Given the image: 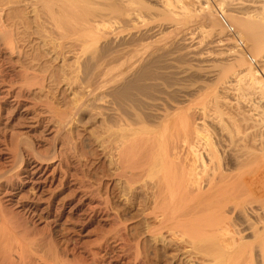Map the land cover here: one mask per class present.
<instances>
[{
    "label": "bare ground",
    "instance_id": "1",
    "mask_svg": "<svg viewBox=\"0 0 264 264\" xmlns=\"http://www.w3.org/2000/svg\"><path fill=\"white\" fill-rule=\"evenodd\" d=\"M211 1H161L163 4V14L170 19L174 31H177L179 35L181 34L178 38V42L173 41L170 43L172 48L173 46H179V42L185 43L186 41H192V37L194 38V36H192V32L189 33L190 27L194 26L196 28L193 29L198 31L199 29L201 30V24L208 26H205V32L206 28L208 32H211L212 29L216 31L215 34H217V36L214 35L215 38H220L217 40L216 46L224 47L226 45L227 47L228 44H231V39L226 38L223 32L224 29L221 30L224 27L219 21L216 14L217 12L215 13V11H213L215 9L212 10L210 6ZM225 1L230 3L229 5L239 7L237 8L238 10L241 8V11L239 10L232 14H228L227 12H229V10H227V12L224 10ZM125 2L128 1L116 0L115 3L119 5L114 3L116 6H109H111L112 10L115 9L117 11L116 7L120 5L122 7ZM90 5V0L0 1V264L85 263L82 261V258H79V256L81 257L82 255L77 256L78 253L75 254L76 252H73L75 249L71 250L72 257L68 256L71 246L68 247L69 245L67 246V243L66 245L61 243L63 240L60 241L58 237L59 232L55 229L58 227L66 210H68L67 214L75 216L79 212L78 210H80L79 190L83 189H79V185L77 186V183L80 182V178L75 170L76 167H74V163L70 160H68L70 161L69 163L65 161V155L61 151V145L59 144V137H61L62 132L67 127L70 116L76 115L80 107L78 104H74L67 112H57L52 104L47 101L31 100L28 94L34 89H38L41 92L44 87V83H41V80L45 78L39 76L30 68L24 67L18 70L10 69L12 67L15 68L12 58L16 56L22 57L21 53L23 54L21 51L22 48H18L21 49L18 50L17 45L20 42L26 44L24 39L34 34L37 35L40 46L47 51V54L54 57V59H61L66 54H73L76 68L84 75L83 90L85 95L87 94L88 97L90 95L92 96L91 88L95 83H101L100 88H110L108 90V95L110 96V103L112 105L109 112L110 127L112 130L111 162L114 166L113 176L115 178V186H120L118 188H120L121 197H127V194H131L134 191H139L143 194V200L147 205H150L152 211L150 214L157 223L158 229H148V232L153 236L152 238L156 239L157 236L161 235L160 231L162 230H166L172 236L178 235L180 242H184L189 247V250L183 253L186 254L185 257H188V262L191 258H195V254L190 252V249H195L197 245L200 248V251L196 253L198 256L204 257L207 255L208 257L213 255V259L218 262L217 264H235V261L237 262L236 264H264V212L261 213L253 210H249L248 212L245 209V211H239L241 216L237 222L233 220L230 223L229 221L231 228H233V235L229 232L231 228L226 224L228 222L225 223V220L229 217L227 214L228 212L230 213V211H228V199L230 196L228 198L227 194L226 196L224 195V188H226L224 185L230 181L228 180L227 182L226 176H228V174L226 172L230 171L231 166L236 164L235 158H237V156L235 158L233 157V155L236 154L230 153L233 158L230 156L227 161L229 168L225 164L227 168L226 171L225 168L220 169V167H217L220 160H215L216 157L214 158V155L218 152L217 149L219 147H216L218 144H216L217 142L215 144L214 142H208L207 144V135H211L207 133H210L213 129L210 128L212 130H208L209 132L207 131L209 127L207 125L206 106L203 107L201 105L202 109L199 107L200 109L196 110L195 108V111L189 109L190 105H188V108L184 110L185 112L179 113V110H181L179 109V104L182 103L179 100L189 97L190 92L182 90L184 88H177L176 84L179 80H184L185 82L192 72H187L188 69H183V67L181 68L179 65L180 69L183 70H179L177 74L182 76L177 78L174 76V73L169 72V79L173 80V82L175 79H179L175 81L176 83H151L157 79L154 72L156 68L161 65L166 68H172L168 61L169 59L166 58L165 55H162L164 53H161V51H164L165 47L163 46L165 45L158 42L160 40L159 38H155L157 34L151 35L146 31L140 38L141 41L145 39V41H147V39L153 41L154 39L152 38H155L156 40L151 44L154 43L157 45L156 47L153 46L154 44L150 45V42H148L150 48L153 46L151 49L148 48L147 45L144 46L146 44L145 42L141 44L142 49L141 47L137 49L136 46L139 44L138 40L126 45H120L115 49L110 40L111 35L109 36L103 32L105 27L102 21L103 19L98 22L96 21L95 16L98 17L97 10L91 9L92 5ZM195 6L198 7V9H196L197 11L191 9H195ZM217 7L216 9H218V11L220 9L221 13H226L228 17L226 20H230L229 23L233 24L234 29L235 27L238 29L237 32L239 33L237 34L239 38L246 40L248 43L246 46L249 45V51L252 53V56L254 55V58L260 59L261 63H263L264 0H221ZM235 9L236 8H233V10ZM126 13L128 14L127 10ZM92 17H94L93 19H95L96 22L93 21V19L91 20ZM133 17H131L132 20L128 21L132 22L135 19H133ZM168 18H166L167 21ZM125 20V23L127 22L128 24L129 22L127 19ZM137 20H139V18ZM141 21L139 20L138 22ZM99 22L103 29L99 28ZM169 26H171V24ZM104 31L106 30L104 29ZM214 31L208 35H212ZM202 32H204V29ZM205 34L203 33V35ZM208 35L206 34L205 36ZM203 41L204 40L201 39V41L198 40V42H195L201 44ZM155 42L158 43L156 44ZM205 42L206 41H204V43ZM214 43L215 41L212 44ZM185 44H189V42ZM206 45L207 44H205V47ZM199 46L196 48H199ZM205 47L203 48L205 49ZM226 47H224V49ZM147 49H150V51L146 52ZM141 50L143 51L140 52ZM201 50L202 48L200 46V54ZM238 50L235 49L233 53H237ZM166 54L168 55V53ZM234 55L235 54H233V58L235 57ZM187 56L186 54V57ZM229 56H232V54ZM242 56L236 54V57ZM233 58L231 60H234ZM256 58L254 60H256ZM241 59L242 58L238 60L237 58V60H234L235 62L237 61L235 66L236 70L229 68L231 67L230 65L229 67L227 66V70L229 69L227 72V79L231 80L232 87L234 88L233 90H236V92L237 90L247 91L249 92V96L251 94V96L253 95L252 98L255 97L259 100L263 109L257 110V116L258 119L259 116L264 118V80L258 72L260 70L256 71L251 66L250 62H246L245 58H243L244 60ZM241 61H245L246 63L244 62L242 64ZM242 65H244V67H242ZM262 65L264 68V63ZM232 68L234 67L232 66ZM201 69L202 68H200V70ZM204 70L206 71V69ZM231 70L232 72L230 74ZM262 72L263 71H261V73ZM221 74L224 75L223 72ZM218 78L219 77L216 79L218 80ZM184 84L187 85L188 83ZM193 87L195 88L194 85ZM189 90H191V88L188 89V91ZM203 90L201 89L200 91ZM178 96L181 97L179 100L176 99ZM215 98L218 99V97ZM220 100L218 99L219 102L223 101ZM248 101H250L249 105H251V99ZM200 104L201 103L198 105ZM226 105H228V103H226ZM255 105L256 104H252L251 106L255 107ZM234 106L237 107V105ZM234 120L232 123L237 124ZM220 123L223 124L225 122ZM50 124H53L52 128ZM214 124L215 123L211 126ZM225 124H223V126ZM229 126H231V124ZM223 128L222 130L224 131L226 128ZM236 129L237 128H235V130ZM228 131L231 133V130ZM204 132H207V135L204 134ZM248 133L246 135H248ZM237 134L238 132L234 135L237 136ZM47 135L50 136V141L44 138L47 137ZM220 135L223 136L222 133ZM231 135L229 134V136ZM231 138L233 139V137ZM246 138L248 139V137ZM252 139H254L253 141L255 142V137ZM231 141L229 140L228 142L230 143ZM239 141L241 142V139H239ZM253 141L252 143L254 144ZM234 142L236 143L237 141ZM237 144L235 145L237 146ZM242 144L241 146L243 149L245 147L247 148L248 144L246 146ZM227 146L229 147L230 145ZM227 149L228 148H226V150ZM239 150L242 152V158H244V150L242 151L239 147L238 153H240ZM249 151L247 152L246 150L244 153H248L252 158H249L248 154H245L246 160L243 162L245 163L249 159H253V163L256 162L254 158H256L257 155L254 156V153H257L251 150L250 154ZM229 152L227 151V153ZM234 153H236V151H234ZM239 155L237 160L241 162L242 159ZM224 158L222 159L225 160ZM212 159L218 163H213ZM243 162L241 166H238L240 163H238L237 166L241 168L243 165L245 168H247L246 166H250V164L246 165V163H250V161L245 164ZM214 164H216V167ZM251 167L252 166L248 169H251ZM248 169L247 172L249 171ZM243 171L244 170H242V172ZM247 172L245 171V174ZM68 185H73L70 193L65 192L66 187L70 188ZM247 185L245 186L248 187V189L251 188L250 185V187ZM26 189L29 191L27 192ZM251 192H253V187L251 188ZM255 202L258 201L255 200ZM106 205L108 204L105 203L103 207L106 208ZM98 210L100 209L98 208ZM100 211H102V209ZM103 211H105V209ZM97 212L99 214V211ZM205 212L207 213V222L198 223ZM261 221L263 223L260 225L263 227L258 226V223ZM205 228H207V235H210L212 242L209 241V243L205 244L201 241L200 245L195 239L205 233ZM257 240L259 241L256 242ZM90 250L88 249L90 254V259L88 258L89 264H96L95 257H98L99 254L96 253V250L91 252ZM119 251L121 252V250ZM79 253L82 254L80 251ZM84 253L85 252H83V254ZM104 255L107 256V254ZM87 256L88 255H86L85 258ZM118 256L120 257L121 255ZM98 258L101 259V256ZM114 260H116V258ZM100 261H102V259Z\"/></svg>",
    "mask_w": 264,
    "mask_h": 264
},
{
    "label": "rangeland",
    "instance_id": "2",
    "mask_svg": "<svg viewBox=\"0 0 264 264\" xmlns=\"http://www.w3.org/2000/svg\"><path fill=\"white\" fill-rule=\"evenodd\" d=\"M12 1H14V0H12ZM111 1H112V3H111ZM113 1L114 0H90L91 5H92V6L90 5L91 9L93 8V10L94 9L97 10V13H98V17L95 16L96 21L98 22V21H101L103 19L102 21L104 22L103 23L105 25L104 29L106 31H104L103 27H101L100 22H99V24H100L99 28L103 29V32L106 33L107 35H109V36L111 35L110 40L113 44V47L115 49H117V47L120 45H126L128 43H131L133 41L138 40L139 44L138 45L136 44L137 49H139L140 47L142 49L141 44L144 42L146 43L144 46L147 45L148 48H150V45L154 44V43L153 44H151V43L154 40H156L155 38H159L160 40L158 39L159 40L158 42L162 45L163 44L165 45V46H163V47H165V49H164V51H161V53H164L162 55H165L166 58L169 59L168 61L171 64L172 68H169V67L166 68L165 66H162V65L159 66L158 68H156L154 72L157 76V79L151 83H176L175 81L179 80V79H175V81L173 82V80L169 79L170 73H174L175 74L174 76L178 78L179 76H182V75L177 74V72L179 73V70H183L184 68H186V69H188V71L185 69L187 72L191 71L192 72V73L190 72L191 75L189 76V78H187V80H185V82H184V80L183 81L179 80V81H177V84H176L177 88H184L182 90H185L186 92H190V96L187 97L188 99L187 98L183 99L180 96L176 97L177 100H179V98H181V100H179V101L182 102L181 104H179V109H181V110L178 109L179 113L185 112L184 110H186L188 108V105H190L189 109H191V110H195V108H196V110L197 109L199 110L202 106L203 107L206 106L205 109L207 110L206 111L207 112V125L209 127L207 129V131L208 130L210 131L213 129L212 131H210V133H207V132L206 133L212 135V133L214 131L217 132V130L220 129V130H218L217 133L216 132L213 133L214 136L213 135L212 136L207 135L204 132V134H206L208 136L207 137L208 138L207 144H208V142H210V143L214 142V144L217 142L216 144H218V145H216V147L217 148L219 147L217 149V151H218L217 154H219V155H217V154L214 155V158L216 157L215 160L217 159L218 161L219 160L220 161L218 163L217 161H214L212 159L213 163L216 162V164L217 163L219 164V165H217V167H220V169L225 168V171H226V169H227L226 166L228 167L227 161H228L229 157L232 154H236V155H233V157L235 158L237 156V158H238V155L240 154L239 157L241 156L242 161L239 162L240 160L238 161L237 158H235L236 159L235 165L237 168L235 167V165H232L233 167L231 166V169H230L231 172L228 171V172H226L228 174V176H226L227 174L225 175L227 178V182H228V180H230V181L227 184L225 183V185H224V187H226V188H224L225 189L224 195L226 196V194H227L228 198L230 196L229 199L231 200L230 201L228 199L229 203L227 202L228 207H229L228 211H230V213L228 212L227 216H229V217H228V219L225 220V223L226 222L229 223V221L231 223V221H233V220L237 222V220L241 216L239 214L240 213L239 211L242 212V211L246 210L249 212V210H253V211L263 213L264 212V203H263L264 202V198H263L264 197V154H262V153H264V145H263L264 144V134H263L264 133V128H263L264 127V123H263L264 118H262V116L261 117L259 116V119H258V116H257L258 115L257 110L263 109V106L259 102L258 99H256L255 97L252 98L253 95L251 96V94H250V96H249V94H248L249 92H247V91L244 92V90L243 91L237 90V92H236V90H233L234 88L232 87L231 80L227 79L228 78L227 72L229 71V69L227 70V68L230 65L231 67H229V68L236 70L235 66H236L237 61L235 62L234 60H237V58H238V60L240 58H242L241 60H244L243 58H245V61L250 62L251 66L256 71L260 70L258 72L261 74V78L264 80V78H263L264 77V73H263L264 68L262 65L264 62L261 63L260 59L258 60L256 57H255L256 60H254L255 59L254 55L252 56V53L249 51V45L246 46L248 43L246 42V40H243V38H240V39L242 40V42H244L246 50H245L244 54L240 50H238L235 41H233L232 37L227 33V31L224 28H222L221 30L224 29L223 32L226 35V38L231 39V44H228L227 47L225 45L224 46V47H226L225 49L223 46H220V47L216 46V44H217L216 42L220 38L219 37H216L217 39L215 38L214 35L217 36V34H215L216 31H214V29L211 30V32L214 31V33L212 34L213 36L208 35V34H211V32H208L207 28H206L207 33L205 32V26H206L205 24L200 25V27H201V30L199 29L200 31L194 30L196 28L194 26L190 27L189 33L192 32L191 34H192V36H194V38L192 37L193 42L192 41H186L185 42V43L189 42V44H185L184 42H183L184 43L183 44L182 42H179L181 45L179 44V46H175V47L173 46V48H172V46H170V43H172L173 41L178 42L179 41L178 38L181 34L179 35L177 31L176 32L174 31V28L172 27L173 25H172L170 19L166 15L163 14V12H162L163 11V9H162L163 4L161 3V1L163 2V0H160V1L159 0H138V1L137 0H127L128 2H125L122 5V7H121V5L116 7L117 11L115 9L114 10L111 9V6L114 5L116 0L114 2ZM2 2H4V0H2ZM213 2L216 4H214ZM219 2H221V0H216V1L210 2L211 3L210 6H211L212 10L215 9L213 11H215V13L217 12L216 14H218V9H216V8H218L217 6H218ZM115 4H117V3H115ZM202 4H204V3H202ZM229 4L230 3H227L226 1L224 3V10L226 12H227V10H229V12H227L228 14H232L233 12L239 11L241 9L240 8L238 10L237 8H239V7H237V6L235 7V6L229 5ZM109 5H111V6H109ZM117 5H119V4H117ZM114 6H116V5H114ZM128 6H129V8H128ZM126 8H128V9H126ZM233 8H236L237 10L236 9L233 10ZM191 9L196 10V9H198V7L195 6V9L194 8H191ZM126 10H127L128 14L126 13ZM219 11L221 12L220 9H219ZM117 12L119 15L117 14ZM116 14H117V16H116ZM222 14L226 17V19L228 18L226 16V13H222ZM135 16H137V17H135ZM131 17H133V19L134 18L136 19V20L134 19L135 22H134V20L132 21L133 23L129 22L130 20H132ZM93 18L94 17H92L91 20ZM128 18H130V19H128ZM138 18L140 21L141 20L142 21L138 22L139 21V20H137ZM164 18H165V20H164ZM166 18H168L169 22L167 21ZM125 19H127V21L129 20L128 22L131 23L132 25L129 23L127 24V22L125 23V21H126ZM93 21H95V19H93ZM227 21L230 22L229 19ZM170 24H171V26H169ZM231 25L233 26V24H231ZM198 27H199V25H198ZM206 27H208V26H206ZM233 28H234V26H233ZM203 29H204V32H202ZM234 30L237 32L238 29H236V27H235ZM146 31H147V33H150L151 35L157 34L155 36V38H152V39H154L153 41L148 40V39H147V41H145L146 39L145 40L142 39L144 41H141L140 38L142 37L143 33H145ZM203 33L204 34L206 33L208 36H205L206 34L203 35ZM237 33H239V32H237ZM207 37H209L210 39ZM29 38L24 39V42H26V44L20 42L18 44L20 47L17 45V49L22 48V50L21 49H18V50H21L23 52V54L21 53L22 57L16 56V57L12 58V61L14 62L15 68H13V67L10 68L11 70L12 69L18 70V69H21L24 67L30 68L31 70H34L39 76H43L45 78L44 80H41V83H44L43 90L40 92L38 89H34L30 94H28V97L31 100L47 101V102L51 103L57 112H67L70 110L71 107H73L74 104H78L80 107V109L76 115L70 116V121H69L67 127L62 132L61 137H59V144L61 145V151L65 155V159H66L65 161L70 160L71 162L74 163V165H75L74 167H76L75 170H76V172L80 178V182L77 183V186L79 185L78 186L79 189L83 188V189H80L81 191L79 190V192H80L79 193V197H80L79 198V203H80L79 209L80 210H78L79 212L77 213V215L76 216L75 215H69V214H67L68 210H66L64 216L62 217L61 221L59 222L58 227L55 228L57 230V232H59L58 237H59L60 241L61 240L64 241V242L62 241L61 243L65 244V245L67 243V246L69 245L68 247L71 246V248H69L70 253L68 254V256L72 257V251L71 250L75 249L73 252L74 253L76 252L75 254L78 253L77 256L82 255L81 257L79 256V258L80 259L82 258L83 262H85L86 264H89L90 262H89L88 258L90 259V257H89L90 254H89L88 249L89 250L92 249V250H90V252L96 250L97 252L96 251L95 252L97 254H99V256L98 255L97 256L98 257L101 256V259H102V261H100L101 260L100 258L95 257L96 258V264L97 263L98 264H100V263L101 264H217L218 262L213 259V255L212 256L210 255L208 257H207V255L204 257L198 256L196 253L198 251H200V248L197 245L195 246V249H190V252L194 253L196 256L194 255L195 258H193V259L191 258L190 261L188 262L187 261L188 257H185L186 254H183V253L185 251L189 250V247L184 242H180L178 235L172 236L166 230L160 231L161 235L157 236L156 239L152 238L153 236H152V234H150L148 232V229L149 230L150 229L151 230L158 229L157 225H156L157 223H156V221H154L153 216L150 214V212H152L150 205L149 204L147 205V203L143 200V197H142L143 194H141V192H139V191H134L131 194L130 193L127 194V197H121L120 196L121 191H120V188H118L120 186H118V187L115 186V178L113 176L114 166L111 162V160H112V155H111L112 154V151H111L112 130L110 127L111 125H110V120H109L110 119L109 118V112L111 110L112 105L110 103V96L108 95V90L110 88L108 89L106 87L103 89V88H100L101 83H95L92 85V88H91L92 96L90 95L88 97L87 94L86 95L84 94V90H83L84 75H82V73L80 71H78V69L76 68L73 54H66L61 59H54V57H52L50 54H47L46 53L47 51L40 46V44L37 40L36 34H34L33 36H30ZM193 39L197 42H198V40L201 41V39H203L206 42L204 43V41H203V42H201V44H197V42H195ZM213 39H215V40H213ZM214 41H215V43L212 44ZM148 42H150L149 43L150 45L148 44ZM158 42H155V43L157 44ZM164 42H166V43H164ZM20 44H23V45H20ZM160 44H158V45H160ZM205 44H207L206 45L207 48L205 47ZM166 45H169V46H166ZM192 45L194 48L192 47ZM199 45L201 46L202 50L204 49L203 47H205V49L203 51L201 50V54H200V46ZM153 46L156 47L157 45L154 44ZM153 46L151 48H153ZM198 46H199V48H196ZM211 46H213V47H211ZM168 47H169V49H168ZM191 47H192V49H191ZM229 47H231V48H229ZM233 48H234V50L237 49L238 52L239 51L240 52L239 53L238 52L233 53V51H234ZM150 49L149 50L147 49L146 52L150 51ZM228 50H229V52H228ZM142 51L143 50H141L140 52H142ZM214 51H216V52H214ZM169 52H170V54H169ZM184 52L185 53L187 52L186 53L188 55L187 57H186V54ZM166 53H168V55ZM198 53H199V55H198ZM230 53L232 54V56H229V55H231ZM245 53H247L248 55H245ZM227 54H229V55H227ZM233 54H235L234 58H233ZM236 54H240V56L243 55L245 57H243V56L242 57H236ZM184 55H185V58H184ZM182 56H183V58H182ZM231 57L234 60H231L232 59ZM173 58L176 60H174ZM181 59H182V61H181ZM171 61H172V63H171ZM252 61H254V62H252ZM234 62H235V64H234ZM244 62L241 61L242 64ZM241 63H240V65H241ZM205 64H207V65H205ZM179 65L181 66V68L183 67V69H180ZM232 66L234 68H232ZM174 67H175V69H174ZM242 67H244V65H242ZM200 68H202V69L200 70ZM204 69H206V71ZM261 71H263V72L261 73ZM222 72L224 73V75L221 74ZM231 72H232V70L230 71V74H231ZM225 73H226V75H225ZM215 74H216V76H215ZM230 74H228V75H230ZM218 75H220V76H218ZM217 77H219L218 80L216 79ZM184 83H188V84L186 85ZM192 84L195 86L196 89L193 87ZM191 85L193 88L191 87ZM190 88H191V90L188 91V89H190ZM201 89L202 90L204 89V90L200 91ZM199 91H200V93H199ZM228 93H229V95H228ZM245 94H247V95H245ZM242 96H243V98H242ZM215 97H218L219 100L222 98L221 100H223V101L220 100L221 102H219L218 99ZM190 99H192V100H190ZM224 99H225V101H224ZM250 99H251V105L256 104L255 105L256 108L254 106L249 105L250 101H248V100H250ZM188 100H190V101H188ZM252 100H255V101H252ZM239 101H241V102H239ZM188 102H189V104H188ZM199 103H201V104L198 105ZM226 103H228V105H226ZM259 103H260V105H259ZM180 105L182 108L180 107ZM234 105H237V107H235ZM254 108L257 112L254 110ZM254 113H257V114H254ZM260 113H261V111H260ZM246 116H248L249 118ZM251 119H252V121H251ZM233 120H234V122L236 121L237 124L232 123ZM259 121L262 122V125H261V122H259ZM220 122H225L226 124L223 123V124H225L223 126V124ZM213 123H215L216 125L214 124L213 126H211ZM218 123H220V124H218ZM230 124H231V126H229ZM234 124H236V125H234ZM52 125L53 124H50L51 128H52ZM217 125H218V128H217ZM223 127L226 129H224ZM231 127L232 128L234 127L233 128L234 131L232 130ZM210 128H212V129H210ZM222 128L224 129V131L222 130ZM235 128H237V129L235 130ZM228 130H231L230 131L231 133H229ZM236 131L238 132L237 136L234 135L237 133ZM219 132H220V134L222 133L223 136L220 135ZM248 132L250 133V135ZM252 132H255V133H252ZM239 133H240V135H239ZM247 133H248V135H246ZM229 134L230 135L232 134V135L229 136ZM210 137H212V138H210ZM231 137H233V139ZM240 137H243V138H240ZM246 137H248V139ZM254 137L257 140V141L255 140V142L253 141L254 139H252ZM44 138L49 140V141L51 140L50 136H48V135H47V137H44ZM213 138H214V140H213ZM219 138L221 139V141ZM236 138H237V140H236ZM244 138H245L246 142L244 141ZM228 139L230 141L231 140L232 141L229 143ZM239 139H241V142L239 141ZM234 141H237V142L235 143ZM248 141H250L251 143ZM252 141L254 142V144L252 143ZM226 142H227V144H226ZM237 143L240 145H238ZM242 143H244V144H242ZM255 143H257V144H255ZM231 144H233V145H231ZM235 144H237V146ZM241 144L245 145V146L248 144L247 148L245 147L246 149L245 148L243 149ZM227 145H230L231 147L230 146L228 147ZM257 145H259V146H257ZM225 146H227V147H225ZM233 146H234V149H233ZM237 147H238V149L240 147V149H242V151L244 150L243 151L244 158H242V155H241L242 152L240 150H239L240 153H238ZM251 147L254 149H252ZM256 147H258V148H256ZM222 148H225V149H222ZM226 148H228L229 150L228 149L226 150ZM235 149H237V150H235ZM42 150H44V149H42ZM246 150H247V152L249 150L250 151L253 150V152L257 153V154L254 153V156L257 155L256 158L253 157L254 159H256L255 160L256 162L253 163L254 160L249 159L252 157H250L248 153H244ZM227 151L228 152L230 151V152L227 153ZM234 151H236V153H234ZM250 151H249V153L251 154ZM230 153H232V154H230ZM245 154L246 155L248 154V156H249L248 161H250V163L248 161H246L248 163H246V162L245 163H246V165L250 164V166L253 167V168L251 167L252 170L248 169V168H250V166H246L247 168H245V166L243 164H242L243 165L242 168L238 167V166H241V163L244 160H246ZM221 155L222 156L224 155V156L222 157ZM261 155H263V156H261ZM217 156H218V158H217ZM219 156H220V159H219ZM222 158H224L225 160H223ZM261 158H263V159H261ZM257 159H258V161H257ZM70 161H68V163ZM221 163H222V165H221ZM238 163H240V164L237 166ZM216 164H214L215 167H216ZM225 164H226V166H225ZM239 168L241 169V171ZM247 169L249 170L248 172H247ZM242 170H244V171L242 172ZM245 171L247 172L246 174H245ZM240 172H242V173H240ZM249 172H251V173H249ZM254 172H255V174H254ZM248 173L251 177L248 175ZM237 175H238V177H237ZM230 178H232V179H230ZM245 185H247V186L250 185L251 188L253 187V192H251V188H249L250 189L249 190L248 187H246ZM68 186H70V188L66 187V191H65L66 193H68V192L70 193V190H72V188H73V185H68ZM28 191L29 190H27V192ZM242 193H244V194H242ZM242 195H244V196H242ZM242 198L244 201V206H243ZM261 198H262V200H261ZM255 200L260 202V203L255 202ZM104 202L106 204H108V205H106V208L103 207L105 205ZM98 208L100 210L102 209V211L105 209V211L102 212V211L98 210ZM97 211H99V214ZM91 213H93L94 215ZM96 215H97V217H96ZM235 215H236V217H235ZM72 216H74V217H72ZM93 216H95V217H93ZM85 218H86V220H85ZM100 219H101V221H100ZM206 222H207V213L205 212L203 214V216L200 218L198 223H206ZM263 222L261 221L260 223H258L259 224L258 226L263 227L262 225H260ZM228 223H226V224L228 225V227L231 228V224L229 223L230 224L229 225ZM71 227H72V229H71ZM75 228H76V230H75ZM205 229H206L205 233L202 236L197 237L195 239V241H197L200 245H201V241L205 244L209 243V241L212 242L210 235H207V228H205ZM229 230H230L229 232L232 234L233 228H231ZM234 237L236 238L235 235H234ZM104 241H107L108 243L104 242ZM258 241L259 240H257L256 242H258ZM111 243H112V245H111ZM99 245H100V247H99ZM72 247H74V248H72ZM102 249H104V250H102ZM109 249H111V250L113 249V250L111 251ZM119 250H121V252ZM79 251L82 254H80ZM83 252H85L84 253L85 255L83 254ZM104 254H107V256L108 257L110 256V257L108 258ZM117 254L121 255V256L119 257ZM86 255H88V256L85 258ZM70 257H69V259H70ZM115 258H116V260H114ZM236 263L237 262L235 261V264Z\"/></svg>",
    "mask_w": 264,
    "mask_h": 264
},
{
    "label": "built area",
    "instance_id": "3",
    "mask_svg": "<svg viewBox=\"0 0 264 264\" xmlns=\"http://www.w3.org/2000/svg\"><path fill=\"white\" fill-rule=\"evenodd\" d=\"M210 1V0H209ZM218 18L224 29L227 31V33L232 37V39L235 41L238 49L244 53L246 50V47L242 40L239 38L237 32L234 30V28L230 25V23L226 20V18L223 16V14L218 11ZM248 55L247 53H245Z\"/></svg>",
    "mask_w": 264,
    "mask_h": 264
}]
</instances>
